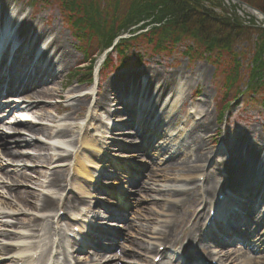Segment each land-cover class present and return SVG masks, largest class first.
<instances>
[{"label":"bare ground","instance_id":"bare-ground-1","mask_svg":"<svg viewBox=\"0 0 264 264\" xmlns=\"http://www.w3.org/2000/svg\"><path fill=\"white\" fill-rule=\"evenodd\" d=\"M3 6L5 11L10 12L9 3H4ZM252 13L259 19L262 18ZM19 17L17 10L9 13V18L14 21ZM19 23L18 27H14L10 21L7 24L8 40L3 45L2 54L5 55L8 50L12 55L9 61L3 60L2 56L0 58V94L9 91L7 93L19 96L4 100L6 102L1 100V103L4 102L3 112L15 110L17 114L24 116H6L10 115L8 111L1 117L4 113L0 112V137L13 132L11 138L18 145L17 151H14L0 139V254L5 256L0 257V264H155L154 260L158 256L166 258L161 264H167L172 258H175L178 264H183L184 259L172 252H176V245L180 244L183 248L182 240L187 241L183 249L185 251L192 248H210V242L204 240L205 233L201 230L202 221L196 222L189 229L185 228L189 220H186L184 207L195 198L197 207L201 208L199 216L202 217L208 207L214 208V205L210 206L209 201L214 199L218 191L226 197V201L235 203L230 211L219 213V218L227 215L228 228L239 222L236 218L246 209H257L256 212L252 210L253 219L258 224L263 221L264 214L261 215L260 212L264 211V139L261 145L242 143L247 155L253 157L251 160L243 159L241 164L236 166L226 161L213 165L209 157L212 154L208 151L207 137L217 129L212 124L200 123V119L208 117L211 113L209 105L215 100L210 97L208 88L200 102L202 106H193L189 116L192 125L186 129L179 127L182 117L177 106L180 102H185L189 89L201 86L204 77L195 74L188 76L183 69L173 74H162L154 69L123 75L117 79L114 77L116 81L111 78V82L103 84L101 90H98V86H91L89 91L80 95H76V90L72 88H52L49 84L55 83L60 77L58 70L61 67L70 69L76 60L55 31L48 34L35 25L31 26L24 19ZM46 36L47 39L41 43L40 39L38 41V38L43 39ZM41 44L43 49L42 52L39 51L40 54L37 48H40ZM22 59L30 63L29 68L20 67L23 64ZM50 60L53 61L52 64ZM204 69L205 73L209 70ZM41 75L44 76L42 80L39 77ZM203 85L207 86V83ZM169 92L172 94L167 96ZM39 95L58 99L65 97L71 102L69 107L78 110L86 107L89 100L88 105L92 110L84 119L81 118L74 124L73 116L76 114L57 118L43 111L45 104L31 101ZM117 106L120 107L114 108ZM122 108L124 113L118 111ZM100 112L103 116H100ZM138 113L139 129L134 125H126L128 121L123 122L126 125L123 128H114L121 123L112 117L124 114L134 117ZM35 116L38 121L34 120ZM146 134L149 136L146 137ZM153 134L155 144L150 143ZM114 135L128 136L134 139L131 141L135 146L140 145L141 148L123 150L117 145L120 141L116 140ZM27 136L29 139H26ZM104 146L118 148L124 154L123 158L129 161L140 158L144 159L139 161L144 165L152 163L149 179L137 187L138 192L141 191L146 199L149 197V205L138 206L135 210V220L131 223H126L121 214L114 215L112 219L125 224L110 225L107 221L99 220V204L98 207H92L90 199L94 196L92 192L100 190L96 186H88L68 177L70 170H73L82 178L105 179L107 176L101 168L104 162L102 159L97 156V159L87 161L90 165L85 161L89 159L93 149L100 152ZM26 149L32 150L33 153L27 152ZM150 151L154 152L151 156ZM220 153H224L223 149ZM107 156L109 155L104 154V157ZM1 160L5 163L15 162L17 165L11 168ZM24 160L35 164H50L51 168L44 170L43 174L39 169H30L36 175L34 178L20 165ZM155 166L158 168L156 172L153 169ZM207 166H210L212 173L207 175L204 185H200L195 175L197 172L203 174ZM223 167L225 168L221 170ZM172 168L179 169L175 177L159 175L164 169ZM40 175L44 176V180L37 178ZM2 178L12 179L13 183L8 184ZM21 180L36 186L38 193L19 188L15 183ZM68 186H71L70 193L63 194ZM255 198L257 202H254L253 207L249 202ZM104 201L103 197L98 200L99 203ZM17 202L35 210L36 213L25 211ZM61 211L68 212L67 218L59 215ZM66 220L68 223H65ZM96 223L106 228L104 231L109 248L91 246L81 252L75 250V244L78 242L81 247H85L84 241L90 239L88 234L93 233L90 226ZM69 225L71 229L67 230ZM74 227L79 228V234L73 232ZM125 227L128 235L124 238L121 257H113L109 254V251L114 250L113 245L109 243L113 241L112 234L118 237L117 232ZM70 232L74 233L76 238L83 237L84 241L69 238ZM258 237L264 247V227ZM169 246L171 251L167 249L163 254L159 252L161 247ZM128 249H132L133 253ZM84 253L88 254L87 257ZM209 254L212 252L209 251ZM214 255L219 257L220 262L230 260L232 264H264V257L258 259V254L250 247H246V251L229 250L225 253L222 249H217Z\"/></svg>","mask_w":264,"mask_h":264},{"label":"rangeland","instance_id":"rangeland-1","mask_svg":"<svg viewBox=\"0 0 264 264\" xmlns=\"http://www.w3.org/2000/svg\"><path fill=\"white\" fill-rule=\"evenodd\" d=\"M212 1L219 5L221 4L220 7H216L214 10L217 14H223L224 12L225 13L229 12L231 14L235 13L236 16L239 19H241L244 23L246 21H249L250 19L251 20L253 19L254 20L253 22H255L256 25L258 26L263 25V20L256 18V16L249 9L244 8L241 5H237L236 3L233 2V0H212ZM243 2L247 3L245 1ZM4 3L5 4L9 3L10 12L12 10L19 11L20 17L16 21L19 20L20 22V20L24 19V21L30 24L31 26L35 25L40 30H45V32H48V34L50 32L55 31L57 36H61L62 40L65 42L70 52V55L73 56V58L76 60L75 63L72 65V67H70V69H64L61 67L58 70L60 71L59 73L60 77L58 78V80H56L55 83H51V85L49 84V87L58 88L60 90H65L66 88L67 90H69L72 88L76 90L75 91L76 95L77 94L80 95V94L85 93L86 91H89L91 85L88 84L89 82L87 78L88 75H87L86 69L88 66L83 64L85 62V58L83 54L79 51H80V48L81 49L83 48L85 50H90V51H95V49L97 50V48H99L100 50V47L99 46L97 47V44H96V42L98 43V40L92 38V42L94 43H91V41L85 43L84 40L81 41V39H78V38L76 40L74 38L75 34L73 35V31H72L73 26H70L68 24L69 21H67L66 23L67 17L64 16L63 13L61 14L60 9L58 8L59 4L53 1L45 2L43 0H0V28L3 26L4 21L10 20L9 19L10 12H7L4 10V6H3ZM205 4L210 5L209 2L208 3L205 2ZM222 9L223 10L225 9V11H222ZM138 28H139L138 25L133 26L132 30L138 29ZM47 36L43 39L38 38V41L40 39V43H41V41H43L44 39H47ZM87 40L89 41L90 37H88ZM78 41H81V42L78 43ZM255 41H256V38L254 37V42ZM142 43L145 44V45H141V47H143L142 52L145 51V53L140 54L141 56L144 57L142 66L131 67L122 72H117L115 70L114 71L109 70L111 73H106L104 77L103 75L101 76L100 83H99L100 90L102 89L103 84H107L111 82L110 81L111 78L115 79L114 77H116L117 79L118 77L123 76V75L131 74V73H134V74L141 73L147 70L152 71L155 69V71H160L162 74H173L183 69L187 73L188 76L192 74L201 75L202 77H204V80L201 86L199 88L189 89L187 93V99L185 100V102H180L177 106L178 112L181 114V117H182V121L179 124V127L183 129L190 127L193 123L191 120L187 119L188 118L187 108L190 110V107L192 105L200 107L201 105L200 102L204 99V91L207 88L211 95L210 97H213L215 99L214 100L215 104L216 102L221 101L224 98H227L225 97V93H229V91H231L230 88H232V84H231V81H227L228 79L227 75L224 78L222 75H220L221 77L220 79L222 80L219 79L217 65L212 66V63L210 64L206 59H203L199 55L195 54L196 53L195 51H194L195 53L192 54V57L190 60L184 54L185 51L187 52V49H185L182 46V44L181 45L175 44L173 47L168 49V51L155 55V54H152L149 49H146L147 46L144 40ZM234 50L236 53H243L246 51L248 52L249 55L247 54L248 56H246V58L244 56L242 57V63L244 65V70H247V67L249 66L250 61L256 50L255 45L253 44V42H250V43L241 42L240 43L239 41L235 45ZM25 52H27V50ZM92 54L90 53L89 58L92 57ZM101 55L102 53L100 51L97 57L100 59L102 57ZM115 56H117V52H112L111 57L114 58ZM115 61H116V58L113 62ZM22 63L24 65L23 66L20 65V67H30L28 66V62H26V59L25 60L22 59ZM52 63L53 61L51 62V64ZM204 68L209 69L207 70V73H205L206 70ZM41 77L44 78V76L42 75ZM116 79L114 81H116ZM205 82L207 83V86L203 85ZM247 83L249 84V82ZM92 87H95V85ZM239 89L242 92H245L244 101H242L239 105H236L232 109H230L231 111L228 110L229 113L227 115V118L223 122H221V119L219 118V116L217 115V112L215 111V106H214L215 104L209 105L210 110H211V113L209 114V116L208 117L204 116L203 119H200L201 120L200 123L202 125L212 124L216 126V129H217V130L215 129L216 131H213L211 134H209L210 136L207 137L208 151L212 154L209 157H211L213 165H219L220 162L226 161L232 164L233 166H236V165H240L243 159L251 160L253 157L247 155L244 148L242 147V143L246 145L250 143L261 145L262 139H264V96L262 97L258 95L255 96L251 94L250 92H246L247 89L242 84H240ZM170 94L172 93L169 92L167 96H170ZM13 97L18 98L19 96L14 95ZM20 98L22 97L20 96ZM94 98L95 96L93 97V99ZM31 101H37V102H41L42 104H45L43 111L57 118L64 117L67 114H76L75 116H73V118L75 119L73 121L74 124L76 123V121L81 120V118L85 116L89 110L90 111L92 110L91 106H89L90 105L89 100H88L89 105L87 104L86 107L80 110L76 108H70L69 105L71 104V102L67 101L65 97L58 99L56 97H47L45 95H39L34 100H31ZM119 107L120 106H117L114 108H119ZM10 114L13 115L17 113L16 111L13 110L11 111ZM99 114L100 116H103L101 115V112ZM12 115H10V117ZM17 115L20 118L24 117L22 114H19V113ZM126 116L127 115L117 116L114 118L112 117V119L119 120L120 123L126 122V121L131 122L132 120L127 118ZM36 118L37 117L35 116L34 120L38 121ZM129 124L133 125L135 123L131 122ZM147 136H149V134L148 135L146 134V137ZM153 137L154 135H152V139L150 140V143L155 144V140ZM114 138L120 141V143L117 142V145H120V147L123 148V150L124 149L128 150V149H131L132 147L138 150L141 148V146L139 145L135 146L136 144L131 142V140H134V139H131L128 136L117 137V135H114ZM7 139L9 138L7 137ZM26 139H29L28 136L26 137ZM239 144H241V146H239ZM121 145H124V146H121ZM6 146H8V148L10 149L12 148L14 151H17V147L15 145H12L11 140L6 142ZM220 147L224 149L223 150L224 153H220L221 151V150L219 151ZM26 151L31 153L32 150L26 149ZM104 154H108L109 156L104 157ZM153 154L154 152L150 151V156ZM97 156H98V159H102V161H104L102 163L103 166L101 168L104 169V173L107 176L105 179L94 180L93 178L90 180L87 178H82L79 175H77V173H74L73 170H70V174L68 175V177H72V179L74 178V180L75 179L79 180V182H83L84 184L88 186L89 185L92 187L96 186L101 191V192L100 191L92 192L94 196L92 199H90V202L93 205L97 204V200L102 197L106 198L105 202H108V201L110 202V199H116L117 197L121 196L122 200L128 205L126 211L128 213L127 216L129 218V221L133 222V220H135V215L133 214V212L137 208H139L138 206L145 207L149 205L147 203L150 202L149 197H147L146 199L144 197L145 195H143L141 191L138 192L139 189L137 187L141 186L144 182H146V180L149 179L150 169H152L151 168L152 163L151 162L149 164L145 163L146 165H144V163H141L142 161H144V159L136 158V160H134L136 161L135 165L139 166L138 167L139 169L137 170L140 171V173L142 174L140 175V177L142 178L140 180H136L137 182H139V185H136L135 189H132V188H129L130 185L127 181V178L129 177L127 170L131 168V163L123 159V154L121 150H119L118 148L114 146H110V147L104 146L100 152H97L96 150L93 149V151L90 153L89 159L85 160L86 163L90 165V163L87 161H90L91 159L93 160L97 159ZM22 163L23 164H20V165L24 169H26L28 173L31 174L34 178H36V175L33 172H31L30 169L32 168L39 169L41 171L40 173L43 174L44 170L47 171L48 168H51L50 164H43V163L35 164L28 160L27 162L26 160H24V162ZM7 164L8 166L12 168L16 167L17 165V163L15 162H9ZM116 165H118L119 167ZM224 168L225 167H223L221 170H223ZM153 169L155 170V172L156 170H158L156 166L153 167ZM145 171L147 175H145L144 173ZM206 171L209 174L212 173V171H209V168L205 169V172ZM178 173H179V169L172 168V169H164V171L160 172L159 175L162 174L163 176L170 175V177H175ZM201 175L203 174L197 172L195 175V178H197L198 180H202ZM37 178L40 181L44 180V176L42 175L37 176ZM188 178L189 177L186 176L185 179H188ZM7 182L9 184H12L13 180L10 179V180H7ZM15 184L19 188L23 190H28L30 192L36 193L37 192L36 190H38L36 186H34L32 183L25 181V180H21L19 183H15ZM67 189H68V191L66 190L67 194H69L70 188H67ZM142 198H143V203L141 202ZM33 202L35 203L36 201H33ZM196 202L197 201H195V198H194L190 202V204L184 209L185 214H187L186 220H189L186 223L187 224L185 226L186 229H189L191 226L195 225L193 224L192 221L195 220V218L198 216L197 214L198 211H200V207H197ZM18 203L19 202H17V204ZM19 204L21 205V203ZM21 207L29 213H33V214L36 213L35 210L27 208L26 206L21 205ZM195 208L196 209L198 208L196 210L197 212H195ZM192 211H194V213L190 215ZM244 214H247V212L246 213L244 212ZM262 214H264V211ZM249 217L253 219L254 218L253 213H249ZM20 218L25 219L22 216H20ZM66 222L67 221H65V223ZM119 233L121 236L125 234L124 231H119ZM184 241L185 240H183V243ZM121 243H124V241L114 243V245H116L117 247L116 248L117 250L113 251L114 252L113 257L119 256V253L121 252V249H122ZM189 251H190L189 253H191V251H194V250H189ZM196 251H194V253ZM113 252H110L109 254H112ZM199 252L202 253V251L200 250ZM263 257H264V253L259 255V258H263Z\"/></svg>","mask_w":264,"mask_h":264},{"label":"trees","instance_id":"trees-1","mask_svg":"<svg viewBox=\"0 0 264 264\" xmlns=\"http://www.w3.org/2000/svg\"><path fill=\"white\" fill-rule=\"evenodd\" d=\"M43 1L58 3L75 36L85 43L94 38L102 47H108L120 33L147 22L145 26L151 29L140 38L148 46L160 51H168L175 44L187 46L190 56L196 52L201 58H208L230 80L242 81L239 69L244 66L242 57L248 56L236 53L235 45L239 41L253 42L256 50L247 68L248 88L264 94V29L255 22L246 25L235 13L217 14L214 10L221 4L212 0ZM242 1L264 12V0ZM118 48L124 53L130 46L124 41Z\"/></svg>","mask_w":264,"mask_h":264},{"label":"water","instance_id":"water-1","mask_svg":"<svg viewBox=\"0 0 264 264\" xmlns=\"http://www.w3.org/2000/svg\"><path fill=\"white\" fill-rule=\"evenodd\" d=\"M237 2H239V1H237ZM239 3H240V2H239ZM245 6H246V7H248L249 9L253 10V11H254V12H256V13H259V14H261V15L263 16V18H264V14H263V13H261L260 11H258V10H256V9H254V8H252V7H250V6L246 5V4H245Z\"/></svg>","mask_w":264,"mask_h":264}]
</instances>
